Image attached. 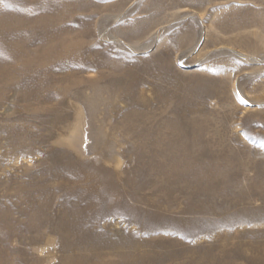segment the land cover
Wrapping results in <instances>:
<instances>
[{
	"label": "rangeland",
	"instance_id": "1",
	"mask_svg": "<svg viewBox=\"0 0 264 264\" xmlns=\"http://www.w3.org/2000/svg\"><path fill=\"white\" fill-rule=\"evenodd\" d=\"M14 1L0 264H264V0Z\"/></svg>",
	"mask_w": 264,
	"mask_h": 264
},
{
	"label": "bare ground",
	"instance_id": "2",
	"mask_svg": "<svg viewBox=\"0 0 264 264\" xmlns=\"http://www.w3.org/2000/svg\"><path fill=\"white\" fill-rule=\"evenodd\" d=\"M14 1V0H13ZM16 1H14V2H12V3H15ZM18 4V3H17ZM46 5V4H45ZM7 6V5H6ZM17 7V6H16ZM51 7V6H50ZM12 8V7H11ZM13 9V8H12ZM20 10V9H19ZM24 15V14H23ZM24 26V25H23ZM8 33H10V31H8ZM22 39V38H21ZM26 40H28V38L26 39ZM13 42V41H12ZM12 42L11 41H6V43H5V41H4V55H5V57H8V58H11V57H15L17 54H19L18 52H17V50H14V46H12ZM17 44V43H16ZM16 44H14V45H16ZM17 47H18V45H17ZM21 49V48H20ZM25 50V49H24ZM23 51V50H22ZM21 51V52H22ZM26 52L27 51H24V52H22L24 55L26 54ZM29 62H31L30 60H29ZM31 64V63H30ZM4 70L5 69H0V73H3L4 72ZM26 71V70H25ZM112 145V144H111Z\"/></svg>",
	"mask_w": 264,
	"mask_h": 264
}]
</instances>
